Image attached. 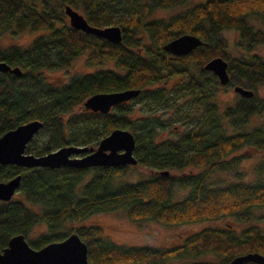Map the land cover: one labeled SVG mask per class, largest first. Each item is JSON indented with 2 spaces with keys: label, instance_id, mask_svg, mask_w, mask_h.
I'll use <instances>...</instances> for the list:
<instances>
[{
  "label": "trees",
  "instance_id": "1",
  "mask_svg": "<svg viewBox=\"0 0 264 264\" xmlns=\"http://www.w3.org/2000/svg\"><path fill=\"white\" fill-rule=\"evenodd\" d=\"M187 2L190 0H0V37L40 31L24 47L0 46V61L21 70L19 76L0 73V136L21 123L38 120L42 128L25 151L42 155L69 144L96 147L113 129H126L135 140V166L151 172L145 179L127 182L119 179L133 166L49 169L0 165V181L21 175L17 191L23 198L0 201V250L16 234L39 249L76 232L87 246L89 264L185 260L180 264H227L248 252L264 255V233L257 226H247L239 233L207 227L168 248L118 245L106 239L96 225L64 228L67 221L78 223L119 209L133 222L178 226L226 217L246 222L253 209L264 208V182H232L221 187L208 182L211 173L236 167L238 158L226 159L234 151L246 146L264 149V123L229 135L224 127H241L252 116L264 117V99L256 92L264 86V59L256 54L248 58L232 55L224 36V32L234 31L241 52L264 45V29L250 24L256 19L264 26V0H197L168 18H150L159 10ZM65 5L81 13L90 25L118 26L121 42L112 44L71 28L63 13ZM183 34L198 37L202 44L184 56L162 49ZM79 56H84L88 66L101 67L110 61L116 70L96 68L55 84L45 79L44 71L66 69ZM215 57L227 63L229 79L224 86L203 68ZM234 86L252 90L253 95H238L231 106L219 111L218 89L233 90ZM125 89L141 91L106 114L83 107L92 94ZM137 102L175 108L191 125L175 139L158 141L157 128L162 126L158 119L131 118L132 105ZM75 107L80 110L74 111ZM41 134L45 135L41 144H34ZM163 171L168 175H161ZM177 188H186L188 193L174 201ZM38 225L45 231L32 236ZM208 256L213 259L199 260Z\"/></svg>",
  "mask_w": 264,
  "mask_h": 264
},
{
  "label": "water",
  "instance_id": "2",
  "mask_svg": "<svg viewBox=\"0 0 264 264\" xmlns=\"http://www.w3.org/2000/svg\"><path fill=\"white\" fill-rule=\"evenodd\" d=\"M71 28L95 35L112 44H119L122 40L118 26L96 27L90 25L84 16L70 5L63 7ZM202 41L190 34L180 35L162 46V49L176 56H184L201 45ZM203 68L212 72L221 86L229 79L227 63L221 57L207 61ZM10 72L19 76V67H10L0 61V73ZM140 89H125L122 91L95 93L83 102L85 110L106 114L110 109L138 96ZM233 92L241 97H251L253 91L234 86ZM42 128L38 120L21 123L4 132L0 136V165H15L23 168L71 167L86 169L92 167H120L134 166L136 159L133 155L135 140L133 134L126 129H113L103 137L96 147L64 145L56 150L42 155L26 153L27 144ZM168 175V171L161 172ZM21 175H15L7 181H0V201L8 202L20 186ZM264 264V255L248 252L234 256L227 264ZM0 264H89L87 260V246L76 232L69 233L60 241L50 242L39 249L32 248L22 234L11 236L7 245L0 250Z\"/></svg>",
  "mask_w": 264,
  "mask_h": 264
},
{
  "label": "rangeland",
  "instance_id": "3",
  "mask_svg": "<svg viewBox=\"0 0 264 264\" xmlns=\"http://www.w3.org/2000/svg\"><path fill=\"white\" fill-rule=\"evenodd\" d=\"M197 0L184 4L172 9L159 10L153 13L150 18H168L169 16L176 14L188 7H190ZM250 24L256 29H264V26L259 20H250ZM40 31H24L18 35L12 36L6 33L0 37V46L17 45L26 46L28 43L38 34ZM224 36L227 39L229 48L232 55L241 54L244 57L256 54L264 59V45L256 46L251 52H241L236 48L238 36L234 31L224 32ZM110 69L116 70L112 62H105L101 67L88 66L85 64L84 56L77 57L71 65L66 69L44 71L43 75L48 82L53 84L62 83L67 80L70 75L75 73H87L95 69ZM159 87V85H157ZM258 97L264 99V86H259L256 90ZM237 94L233 92L232 87H221L216 94V103L219 111H223L226 107L231 106L237 99ZM182 100H180V103ZM79 111V108H74V111ZM264 116V115H263ZM132 119L139 118H156L162 126L157 128L158 141L166 139H175L178 135L182 134L191 125L185 123L182 114L176 112L175 108H166L163 106H157L153 103H135L132 105ZM264 123V117L252 116L249 118L248 123L243 124L241 127H236L231 124H225V133L233 134L239 131H249L254 127H258ZM45 138L44 134H41L38 140L34 143L40 145ZM238 158L236 167L226 170L217 171L211 173L208 182L213 187H221L228 185L232 182H242L246 184H252L255 182H264V149L255 148L253 146H246L237 151H234L226 159ZM190 169H185L184 172H188ZM194 172V170L192 171ZM172 174L179 175L181 171H172ZM151 172L140 166H133L128 170L126 176L120 181L137 182L139 180L147 178ZM90 174L87 175L89 177ZM118 180V181H119ZM188 193L186 188H177L173 194L174 201L181 200ZM11 200H23L18 191L14 193ZM28 206L27 203H25ZM31 207V205H29ZM33 208V207H31ZM96 225L102 229V235L122 246H147L155 248H168L180 244L183 239L197 231L204 228H222L230 229L235 233H239L247 226H257L264 233V208L253 209L251 218L246 222H238L234 218L226 217L214 221H201L189 224H183L178 226H163L154 221H141L133 222L127 218L125 212L121 209L113 210L109 212L97 213L88 217L87 219L76 222L67 221L64 224L65 230L74 229L78 226ZM45 231L42 225H38L33 228L32 236L37 235ZM212 257H200L199 260H212ZM175 261L172 264H180L187 262Z\"/></svg>",
  "mask_w": 264,
  "mask_h": 264
}]
</instances>
